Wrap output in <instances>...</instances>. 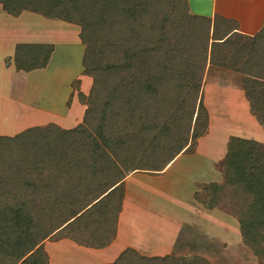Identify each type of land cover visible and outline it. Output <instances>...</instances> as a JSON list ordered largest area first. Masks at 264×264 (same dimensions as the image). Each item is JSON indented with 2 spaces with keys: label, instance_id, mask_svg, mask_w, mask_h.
Listing matches in <instances>:
<instances>
[{
  "label": "trees",
  "instance_id": "16d2710c",
  "mask_svg": "<svg viewBox=\"0 0 264 264\" xmlns=\"http://www.w3.org/2000/svg\"><path fill=\"white\" fill-rule=\"evenodd\" d=\"M79 28L91 79L82 123L32 126L0 135V264H49L44 241L92 248L115 238L125 178L159 176L207 133L201 102L207 65L242 76L250 112L264 130V25L253 36L234 20L190 13L186 0H0ZM53 46L19 43L16 72L44 69ZM222 181L194 194L226 209L241 243L264 264V144L231 136ZM110 264H208L198 257H144L128 248Z\"/></svg>",
  "mask_w": 264,
  "mask_h": 264
},
{
  "label": "rangeland",
  "instance_id": "374dc122",
  "mask_svg": "<svg viewBox=\"0 0 264 264\" xmlns=\"http://www.w3.org/2000/svg\"><path fill=\"white\" fill-rule=\"evenodd\" d=\"M186 2L188 4V0ZM189 10L192 13L190 8ZM200 10L204 9H196V13ZM78 32L79 28L76 25L61 19L49 20L28 11H23L18 17H12L0 7V132L14 135L32 126L54 123L62 128H73L82 123L84 107L79 103L77 95L79 93L87 95L91 79L83 74L81 58L84 46L78 39ZM14 43L52 45L53 53L46 65L47 68L28 75L14 74L13 61L9 58L8 51L5 53V49L10 48ZM8 68L10 69L5 74ZM241 80L242 76L239 73L221 66L207 65L202 81L201 102L207 111L208 121L212 123L210 136L204 138L205 134L197 140L196 146L191 151L180 154L182 156L177 158L171 170L165 175L150 176L158 177L152 180H142L140 176L135 177L143 189L150 193L147 195L152 196L149 200L151 202L154 201V191L158 190L157 186L160 185L161 191H164L160 196L156 195L159 198L157 205L163 206L156 211V214H159L156 218L158 224L163 222L165 217L166 221L162 223L164 226L175 225V222H169L171 220L170 208L175 204L180 205L181 208H184L183 203L191 204L199 210H207L195 200L194 194L209 183L222 181L220 166L228 139L239 134L243 129L253 130L251 120L244 121V116L239 111L241 108L239 96L242 97L240 94ZM259 129L262 128L259 126ZM255 131L256 129L253 130L254 134ZM263 133L262 129L261 139L254 136L253 140L264 144ZM210 146H213L212 151H210ZM198 150L200 151L197 153ZM137 174L146 175L142 173L135 175ZM176 189L182 191L180 194L182 204L180 201L175 203L177 200L173 198L171 192ZM125 192L124 188L119 212L122 210ZM147 195L142 190L139 192L136 188L129 189L127 196L129 200L125 211L131 215H128L126 219L127 224H131L132 219H137L138 222L145 220V224L149 223V214L153 215V213L148 210L151 209V205L147 206ZM211 210L216 211L215 215L220 214L218 217L215 216L212 222L214 232H196V234L194 228H187L182 223L183 229L187 230L177 241L178 254L171 255L198 257L208 264H259L251 251L241 243L238 224L229 212L222 207ZM174 220L179 224L180 221ZM138 227L147 226L138 225ZM128 228L130 230L131 226L128 225ZM156 230H158L157 226L155 232ZM190 230L195 236L186 233ZM59 239L55 237L46 241L53 242ZM124 240L127 241V238ZM51 249L54 253L53 259L59 264L97 262L92 256L68 252L62 248V245Z\"/></svg>",
  "mask_w": 264,
  "mask_h": 264
},
{
  "label": "crops",
  "instance_id": "0c3cea01",
  "mask_svg": "<svg viewBox=\"0 0 264 264\" xmlns=\"http://www.w3.org/2000/svg\"><path fill=\"white\" fill-rule=\"evenodd\" d=\"M188 4L192 14H195L197 16L204 15L209 18H212L214 15H219L223 18L234 20L238 25L237 27L238 32L244 36L255 35L264 25V0H188ZM199 8L204 9L205 11L200 10L199 12L196 13V9ZM16 44L19 43H14L10 46V48L5 49V53H7L8 51L9 58H11V60L13 56V50ZM2 53H3L2 56L4 58V50ZM9 69L10 68L5 70V74L8 73L7 71ZM44 69H40V70H44ZM12 71L14 74L23 73L27 75L34 72V71L29 73L16 72L14 70V67ZM240 94H242V97L239 96V101L241 102V108H239V111L244 116L243 119L244 121L251 120L253 124L252 123L250 124L253 126V130L256 129V131L254 134L253 130L246 131L245 129H243L242 132H240L239 134H235V136L245 137L249 139H254L253 137L255 136L258 139H261L260 135H262V129H259V125L257 124L255 118L251 114L249 103L246 100L244 92L241 87H240ZM211 124L212 123L209 120L207 133L204 138H208L210 136ZM0 135H9V134L5 132L4 133L0 132ZM209 148L210 151H212L213 146H210ZM199 151L200 150H198L197 153ZM180 156L182 155H179L177 158H179ZM177 158L164 170L163 173H161V175H165L171 170L172 166L177 161ZM135 174L136 173L128 175L124 180V188L126 190L125 192L126 194L123 201L122 210L118 214L115 238L113 239V241L109 245L103 248H92V247L82 246L73 242L70 239H59L53 242L44 241L43 247L48 256L49 264H59L57 263L58 261L54 260L52 257L54 253H53V249L51 248H56L61 245L62 248L68 250V252H76L79 253L80 255L94 257L97 262H91L90 264H110L113 263L119 257V255L128 248L136 251L138 254L144 257H163L171 254L177 255L178 254L177 252L179 251L177 250L178 248L177 241H179L180 237L182 238L183 235L181 236V234L187 230V229H183L182 227L183 224L184 226L186 225L187 228H194V233L214 232L215 228L212 227L213 226L212 222L214 221V217L215 216L218 217L220 216V214L218 213L215 215L214 213L216 212L215 210H208V211L199 210L191 204L185 205L180 200L181 198L180 194L182 192L180 189H176L173 192H171L173 198L177 200L175 201V203L180 201L181 204L183 203L184 205V208H181L180 205L177 204H175L173 207L170 208L169 216L171 220L169 222H175V225L168 227L164 226V224L162 223L166 221L165 217L163 218V222H159L158 224V220L156 218L157 215L159 214H156V211L163 206L157 205L159 198L156 195L160 196L161 193H164V191L163 192L161 191L160 185L157 186L156 188H158V190L154 191L155 194V198H153L154 201L151 202L149 200L152 199V196L147 195L150 193H147V190L143 189V186H141V183L137 182V179L135 180L136 176H140L142 180L145 179L152 180L153 178H158V177H150L147 175H140V174L135 175ZM132 188L138 189L139 192H141L142 190L143 192H145V195L148 196L147 206L151 205V209L148 210L151 211L153 215L149 214L150 219H148L149 223L147 224H145L144 222L145 220L138 222L137 219L136 220L132 219L131 224L130 223L127 224L126 219L128 218V215H131V213L126 212L125 207H127L128 205L127 201L129 199L127 198V196L129 195V189ZM131 211H133V209ZM174 219L180 221L179 224H177L178 222L176 223ZM201 223L204 224L199 225ZM128 225L131 226L130 230L128 228ZM138 225H145L147 227L140 228L138 227ZM156 226L158 227V230H156L155 232ZM153 233L156 235H154ZM186 233L190 234L191 230ZM124 238H127V241H125ZM83 263H87V262L82 261V264Z\"/></svg>",
  "mask_w": 264,
  "mask_h": 264
}]
</instances>
